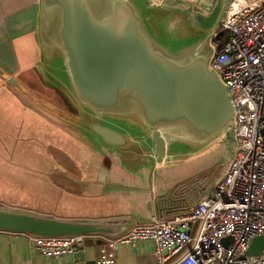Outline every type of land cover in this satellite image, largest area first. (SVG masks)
<instances>
[{
	"label": "crops",
	"instance_id": "obj_1",
	"mask_svg": "<svg viewBox=\"0 0 264 264\" xmlns=\"http://www.w3.org/2000/svg\"><path fill=\"white\" fill-rule=\"evenodd\" d=\"M125 1L134 8L146 32L160 43L174 36L184 40L202 38L214 24L223 2L161 0L155 5L152 0ZM33 9V16L27 17ZM13 10L26 14L15 20L21 28L14 34L10 30ZM38 14L39 0H0V106L7 114L12 113V93L7 87V80H17L29 87L27 78L30 75L36 85L29 90L36 96L42 95L49 103L42 105L50 122L49 125L45 123L23 102L17 106L24 111V117L19 118V131H11L12 117H0V129L6 126V120L9 122V130L0 133V158L7 159L3 164L9 168H1L0 176L13 167L23 169L18 173L26 181L23 186L33 200L38 201L36 205L30 202L31 211L52 213L61 220L95 226V230L85 234L81 246L73 255L58 259L39 256L28 234L0 230V264H93L105 241L123 236L134 225L168 221L174 215L186 212L208 193L209 188L205 190L206 185L195 182L196 179L182 185L181 175L175 170V156L186 153L183 149L193 147L192 143L187 145L190 142L166 132L162 135L163 152L157 158L153 143L135 109L128 108L117 115H99L76 100L61 56L55 49L45 50L41 46ZM28 37L30 40L26 39ZM28 52L33 55V60L24 63L22 56ZM54 59L59 61L63 77L62 83L58 84L63 90L61 95L67 94L69 101L86 116L78 120L80 131L71 130L68 140L60 136L59 121L62 118L69 122L71 114H61L58 102L70 111L72 104L57 99L56 92L45 85L41 76L44 72L42 65L50 68ZM65 121L63 123L68 127ZM94 124L120 134L122 144L111 146L102 142L89 131ZM212 141L209 140V143ZM170 143H177L179 148L171 150ZM112 264H155L151 242L117 245Z\"/></svg>",
	"mask_w": 264,
	"mask_h": 264
},
{
	"label": "water",
	"instance_id": "obj_2",
	"mask_svg": "<svg viewBox=\"0 0 264 264\" xmlns=\"http://www.w3.org/2000/svg\"><path fill=\"white\" fill-rule=\"evenodd\" d=\"M222 1L205 38L187 43L174 36L160 43L125 0H39L38 38L43 49H55L61 56L80 104L99 115L135 109L159 158L164 133L201 144L226 130L232 120L226 88L207 66ZM172 43L179 48L170 49ZM7 82L14 85L12 79ZM89 131L111 146L123 142L108 127L94 124ZM94 227L0 210V230L11 233L85 235ZM263 246V237L253 238L245 256L258 257Z\"/></svg>",
	"mask_w": 264,
	"mask_h": 264
},
{
	"label": "built area",
	"instance_id": "obj_3",
	"mask_svg": "<svg viewBox=\"0 0 264 264\" xmlns=\"http://www.w3.org/2000/svg\"><path fill=\"white\" fill-rule=\"evenodd\" d=\"M221 43V44H220ZM207 66L233 108V151L224 174L202 199L168 221L134 225L105 241L94 264H112L115 247L150 241L155 264H264L245 253L264 238V0H224ZM43 258L71 256L85 235H28Z\"/></svg>",
	"mask_w": 264,
	"mask_h": 264
},
{
	"label": "rangeland",
	"instance_id": "obj_4",
	"mask_svg": "<svg viewBox=\"0 0 264 264\" xmlns=\"http://www.w3.org/2000/svg\"><path fill=\"white\" fill-rule=\"evenodd\" d=\"M33 11H29L27 13L28 16H33ZM26 16V14L22 11L21 13L16 12L13 10V18L11 19L12 24L10 25V30L12 34H14L16 31H18L21 28V25L19 23H15V20L19 17ZM29 37L32 38V35H29ZM26 38L30 40V38ZM202 38H205L202 37ZM202 38H192L188 40H184L187 43H192L196 41V39H202ZM177 44V43H176ZM179 46L172 45L170 49L173 51L177 50ZM20 50V48H19ZM16 54V52H15ZM24 56H22V59L24 63L31 62L33 60V55L28 52L24 53ZM17 57V55H16ZM12 60L15 61L14 55L12 54ZM38 62V66L41 69V63L38 60V57L36 59ZM51 67L45 68V65L43 64V70L41 73L42 79H44V83L47 87H50L51 90L56 92L57 99H63L66 101V103H71V111L68 107L61 106L58 102L59 106V112L65 115L67 113L71 114L70 121L67 122L65 120H61L60 125L63 126L61 129L60 136L68 140L71 138V130L76 131L77 129L80 131V128H77L79 126V121L82 118H85V114L78 111V109L73 105L72 102L69 101V98L66 95H61V92L63 91L61 87L58 84H61V80L63 77L60 75L59 66L60 63L57 59H54L50 62ZM14 85H7L9 89L11 90V104H12V113L7 114L3 111L2 106H0V117H3V115L6 118H11V131H19V127L21 126V123H19V118L21 116L24 117V111L22 109H18L17 106L22 104V102L28 106L27 108H31L32 112L37 114L40 118L44 120L45 123L48 125L50 124L48 120V114L45 112L43 105H48L49 103L45 100V98L42 95L36 96L31 92L29 89L32 87H35L36 81L33 77L30 75L27 78V82L29 84V87H26L25 85L19 83L17 80H13ZM16 82V83H15ZM38 99V100H37ZM21 101V102H20ZM0 103H2V99H0ZM65 108L68 110L66 111ZM73 121H72V120ZM63 121L67 122L69 126L67 127ZM56 123V122H55ZM3 122H1V125ZM59 125L58 123H56ZM75 126H73V125ZM5 127H2L0 129V133L5 130H9V122L6 120ZM67 129V130H66ZM82 129V128H81ZM209 140H213L211 143L209 141H205L201 144H193V147H187L186 149H183V151H187L179 153L176 157V167L175 170L177 171V174L181 175V180H183L182 185H188L192 180L196 179L198 182H202L205 184V190L208 188H211L212 182L214 183L217 178L221 177L222 174L225 172V169L231 159L232 151H233V142H232V133L230 130L226 129L222 133L218 134L214 138H211ZM187 145H190L191 143H186ZM169 147L171 150H177L179 148V145L177 143H170ZM7 161L5 158H0V169L1 168H9L5 167L3 162ZM3 164V165H2ZM23 171V169H20L19 167H13L8 169L3 173V175L0 176V210L3 211H12L19 214H29V215H35V216H43V217H49L56 220H61L62 218H58L53 216L52 213L47 214H40L36 210H30L29 204L30 202L33 203V205H36L38 201L33 200L32 195L30 193H27L26 189L23 186L24 181L23 177L20 176L18 173ZM195 181V182H196ZM22 183V186H21ZM210 186V187H209ZM208 189V190H209ZM35 209V208H34Z\"/></svg>",
	"mask_w": 264,
	"mask_h": 264
},
{
	"label": "trees",
	"instance_id": "obj_5",
	"mask_svg": "<svg viewBox=\"0 0 264 264\" xmlns=\"http://www.w3.org/2000/svg\"><path fill=\"white\" fill-rule=\"evenodd\" d=\"M221 44V43H220ZM43 107V105H41ZM43 109L46 111V109L43 107ZM196 181V180H195ZM35 216V215H34ZM38 217H43V216H38ZM43 218H47V219H52V218H49V217H43ZM53 220V219H52ZM55 221H59V222H69L71 223V220H55ZM76 223H79V222H76Z\"/></svg>",
	"mask_w": 264,
	"mask_h": 264
},
{
	"label": "bare ground",
	"instance_id": "obj_6",
	"mask_svg": "<svg viewBox=\"0 0 264 264\" xmlns=\"http://www.w3.org/2000/svg\"><path fill=\"white\" fill-rule=\"evenodd\" d=\"M108 122V121H107ZM114 122V121H113ZM122 125H123V122H120ZM116 124V123H115ZM118 125V124H117ZM126 125V124H125ZM124 126V125H123ZM126 126H128V125H126ZM112 128H114L113 126H112ZM129 128V127H128ZM131 128V127H130ZM116 129V128H115ZM122 129V128H121ZM125 129V128H124ZM132 133H134V131L132 132ZM134 134H138V133H134ZM130 135V134H129ZM132 136V135H131ZM96 137V136H95ZM98 139V138H97ZM145 141V140H144ZM146 143V142H145ZM165 160H167V159H165ZM159 164V163H158Z\"/></svg>",
	"mask_w": 264,
	"mask_h": 264
},
{
	"label": "clouds",
	"instance_id": "obj_7",
	"mask_svg": "<svg viewBox=\"0 0 264 264\" xmlns=\"http://www.w3.org/2000/svg\"><path fill=\"white\" fill-rule=\"evenodd\" d=\"M209 42H210V40H209ZM228 129V128H227ZM226 170V169H225ZM224 174V173H223ZM11 233V232H10ZM28 235H30V234H28ZM35 236V235H34Z\"/></svg>",
	"mask_w": 264,
	"mask_h": 264
}]
</instances>
